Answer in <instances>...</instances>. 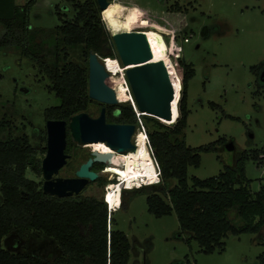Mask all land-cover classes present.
<instances>
[{"label":"rangeland","instance_id":"1","mask_svg":"<svg viewBox=\"0 0 264 264\" xmlns=\"http://www.w3.org/2000/svg\"><path fill=\"white\" fill-rule=\"evenodd\" d=\"M29 1L17 0V5H25ZM85 1L38 0L30 14L32 32L41 31L36 36L37 42L45 40L49 44L52 30L62 24V19L72 20L76 15L74 4ZM109 2L123 8L115 14L116 20L125 19L131 11H136L139 13L137 23L153 22L157 26L158 35L152 33L175 86L179 85V81L181 84V79L184 80L186 65L191 64L195 69V75L188 79L189 117L183 140L192 148L217 144V149L202 153L200 168H189V183L194 177H216L247 154L250 160L246 164V176L251 191L258 193L264 183V0ZM178 4L188 12L189 27L185 32L166 19V12L170 13L169 10ZM103 20H106L104 15ZM167 28L182 32L183 38H190V42L184 45L182 60L177 63L175 53L169 57L170 40L164 32ZM136 30L142 31L143 28ZM108 31L112 36L109 27ZM2 33L0 25V37ZM178 41H181L180 37ZM70 57L75 62L88 65L89 59L83 56V48L70 49ZM102 58L107 68L113 59ZM114 59L120 61L118 55ZM50 85L49 78L41 72L38 63L25 57L21 47L0 46V120L12 121L15 127L12 137L26 133L32 144L40 145L42 150L47 148L46 111L61 104L60 99L49 90ZM94 102L87 113L95 118L100 116L103 107L107 110L110 107ZM121 104L132 105L130 101ZM141 119L146 125L143 117ZM146 129H149L147 125ZM1 137L7 138L8 132ZM134 142L146 148L145 135L141 130H138ZM230 143L235 146L233 152L226 149ZM72 146V158L60 173L64 178L76 177L80 166L95 150L90 145L75 142ZM42 150L40 155L43 158L47 151ZM258 153L259 158H255ZM129 165L130 170L154 169L153 162L142 157L129 162ZM105 170L99 168L98 173L107 181L106 185L101 186L98 181L90 183L82 197L104 200L106 188L114 179L106 175ZM38 181L43 183V176ZM171 182L178 185L177 180ZM147 187L140 189L145 193L138 192L140 190L120 193L118 200L122 206L111 215L114 228L123 231L130 240L129 264H259L258 258L264 252V229L260 234L229 235L225 239V251L205 254L197 241L189 243L188 233L179 236L182 231L175 212L161 218L150 213ZM153 190L159 193L157 186ZM230 217L234 223L240 224L235 212ZM3 243L6 249L14 252L39 251L54 256L57 251L53 242L44 238L37 241L33 235L23 239L15 234L5 238Z\"/></svg>","mask_w":264,"mask_h":264},{"label":"trees","instance_id":"2","mask_svg":"<svg viewBox=\"0 0 264 264\" xmlns=\"http://www.w3.org/2000/svg\"><path fill=\"white\" fill-rule=\"evenodd\" d=\"M37 1L17 5V0H0V25L3 27L0 46L21 47L22 54L36 61L41 72L49 78V90L61 104L46 111L47 121L69 122L95 103L89 97V60L85 66L71 60L70 49L83 48V56L88 59L91 52L101 58L114 59L117 50L108 27L112 34L143 28L142 31L158 35L153 22L137 23L139 13L136 11H131L125 19L116 20L114 16L122 7L111 3L103 11L98 0H86L74 4L76 15L72 20L62 19V24L52 30L49 35L52 42L48 39L49 44L45 40L38 43L36 36L41 31L34 34L30 24V14ZM169 12H166V19L185 32L189 27L188 12L179 4ZM164 32L172 33L169 28ZM194 75L193 65H186L183 91L180 84L176 86L181 116L175 126L143 116L162 174L160 184L147 187V202L150 213L158 218L175 212L182 231L179 236L188 233L189 243L195 240L205 254H213L225 251V239L229 235L263 231L264 183L258 193L251 191L246 176V164L250 160L247 154L220 175L208 179L194 177L189 183V168H200L202 153L217 149V144L192 148L183 140L189 117L188 79ZM107 120L116 124H138L133 106L126 104L110 106ZM13 128L12 121L0 120V264H129L130 240L123 231L114 228L104 200L81 195L59 198L44 193L43 183L38 181L43 175L41 146L33 145L26 133L12 137ZM5 132L8 137L2 138ZM68 144L71 149V136H68ZM255 158H259V153ZM136 159L138 157L130 156L129 162ZM147 159L153 162L150 157ZM173 179L178 185L172 184ZM98 183L105 186L107 181L100 178ZM155 186L159 193L153 190ZM138 192L145 193V190ZM232 212L239 217L240 224L232 221ZM15 234L23 239L30 235L37 241L47 239L56 246V254L6 249L5 238ZM258 262L264 264V252Z\"/></svg>","mask_w":264,"mask_h":264},{"label":"water","instance_id":"3","mask_svg":"<svg viewBox=\"0 0 264 264\" xmlns=\"http://www.w3.org/2000/svg\"><path fill=\"white\" fill-rule=\"evenodd\" d=\"M100 8L106 11L109 0H98ZM114 46L120 62L129 68L126 78L137 109L143 116L174 125L173 102L174 94L161 62L151 59V52L142 31H130L112 34ZM185 60L183 59V63ZM185 75V74H184ZM111 74L101 62L97 53L89 56V97L106 106H117L119 102L115 88L111 83ZM179 119V118H178ZM170 122V123H168ZM47 154L42 158L43 191L53 197L68 198L80 196L90 183L97 182L101 174L92 171L97 165H124L117 161L116 154H126L137 150L133 141L137 132L136 124H116L107 120V108L103 107L99 117L95 118L87 112L73 116L70 121L48 120ZM68 136L72 141L89 146L103 142L113 152L95 150L92 156L83 163L74 178L60 176L61 170L67 165L70 155L66 153ZM229 152L235 150L233 143L228 144Z\"/></svg>","mask_w":264,"mask_h":264},{"label":"bare ground","instance_id":"4","mask_svg":"<svg viewBox=\"0 0 264 264\" xmlns=\"http://www.w3.org/2000/svg\"><path fill=\"white\" fill-rule=\"evenodd\" d=\"M123 32H130V31H123ZM146 40H147V44L149 46L150 52H151V59L152 61L155 62H161L165 68V72L166 75L169 79V82L171 84L172 90H173V94H174V102H173V113H174V117H173V122L175 123L177 122L181 116L180 113V97L178 95L176 86L174 84V81L171 77L170 71L166 66L165 61L163 60V57L161 55L160 49L158 47L157 41L153 35V33L151 31H142ZM117 33H121V32H117ZM115 33V34H117ZM172 33H167L166 35H170ZM173 51L170 50L169 51V57L171 58L173 55ZM132 68L130 67H126L124 65L121 64L120 61L113 59L111 60V62L109 63V65L107 66V71L111 74L112 78H111V83L113 85V87L116 90L119 102H135L133 96L131 97L129 95V89L126 86V83H128L127 78H126V71ZM177 74V73H176ZM125 76V77H124ZM181 84L179 81L180 86H182V90H183V79H181ZM136 105V104H135ZM139 111V110H138ZM140 112V111H139ZM141 116H143L144 114H142L140 112ZM170 123V122H168ZM145 135V142H146V148H143L139 145H137V150L134 151H130L129 153L126 154H116V159L118 162L122 163L124 166L123 167H119V166H107L105 169V173L106 175L109 176H114V175H120V177H122V180L120 181V184L117 186H114L112 188V190L109 192V194L105 195L107 197V202L108 204L114 208L117 207L118 209L121 207L120 202L118 200V196H120V193L122 192V190L124 189V187L126 186L128 189L129 188H135L136 186H140L141 183H146L147 185H154L157 180V173L155 170V164L154 161L150 155L149 149H148V138L147 135L144 133ZM137 136V132L134 135L133 141ZM90 146H92L95 150H99L100 152H113L105 143L103 142H99V143H95V144H91ZM94 150V151H95ZM125 155V156H124ZM128 155V157H127ZM120 156H124V162L120 159ZM129 156H134V157H142V158H148L150 157V159L153 161V171H146V170H130L128 167V159ZM119 177V176H118ZM117 211V210H116ZM115 212V211H114Z\"/></svg>","mask_w":264,"mask_h":264},{"label":"built area","instance_id":"5","mask_svg":"<svg viewBox=\"0 0 264 264\" xmlns=\"http://www.w3.org/2000/svg\"><path fill=\"white\" fill-rule=\"evenodd\" d=\"M106 24H107V22H106ZM107 25H108V24H107ZM132 31H137V30H132ZM171 31H172V34H170V35H165V37H168L169 40H170V42H169L168 44H169V46H170V49H171V50H174V52H173V53H175V54H174V60H175V62L177 63V62H179V61L182 60V58H183V54H184V53H183V51H184V45H185L186 43H189V42H190V38H189V37L183 38L182 36H183L184 34H183L182 32H178V31H174V30H171ZM179 37L181 38V41H180V42L178 41ZM100 58H101V57H100ZM101 60H102V62H103V58H101ZM103 63H104V62H103ZM104 65L106 66L105 63H104ZM125 76H126V75H125ZM125 76H124V77H125ZM126 86L128 87L130 94L132 95V93H131V89H130V86H129V83H126ZM131 104L133 105L134 110H135V112H136V114H137V116H138L137 130H141L143 133H145V134L147 135V138H148V149H149L150 155H151V157H152V159H153V161H154V164H155V170H156L157 177H158V180H157V182H156L154 185H158V184L161 183V176H162V174H161V168H160V165H159L158 161H157L156 158H155L154 150H153L152 145H151V142H150V140H149L146 126H145L144 123L142 122V119H141V118H142L143 116L139 115L140 112L138 111V109H137L135 103L131 102ZM119 184H120V182H119L118 184H110V185H108V187L106 188V194L108 195L109 192L112 190V188H113L114 186L119 185ZM145 186H147L146 183H141V185H140L139 187L136 186L135 188L132 187V188H129V189H128V188L125 186L124 189H126V190H128V191H133V190L141 189V188H143V187H145ZM106 194H105V195H106ZM104 202L108 205L109 213H110V216H111V215L114 213V211H116L118 208H117V207L112 208V207L108 204V202H107V197H106V196L104 197ZM111 217H112V216H111Z\"/></svg>","mask_w":264,"mask_h":264},{"label":"flooded vegetation","instance_id":"6","mask_svg":"<svg viewBox=\"0 0 264 264\" xmlns=\"http://www.w3.org/2000/svg\"><path fill=\"white\" fill-rule=\"evenodd\" d=\"M137 132H138V130H137ZM68 146H69V144H68ZM73 147V146H72ZM72 150V148L71 149H68V147H67V151H66V153L67 154H69L71 157H70V159L72 158V154H70V151ZM125 156V155H124ZM124 156H120V159L124 162ZM129 158H130V156H129ZM69 159V160H70ZM126 167H128L129 169H132L131 168V166L129 165V163H128V166H126ZM99 168H101L102 170L103 169H105L106 167L105 166H103V167H100L99 165L98 166H94L93 168H92V171H95V172H99ZM105 173V172H104ZM106 174V173H105ZM115 176H119L118 178H115V179H112L111 181H110V184H118L119 183V180H122V177H120V175H115ZM110 177H112V176H110ZM90 185V184H89ZM121 208V207H120ZM118 210V209H117Z\"/></svg>","mask_w":264,"mask_h":264},{"label":"clouds","instance_id":"7","mask_svg":"<svg viewBox=\"0 0 264 264\" xmlns=\"http://www.w3.org/2000/svg\"><path fill=\"white\" fill-rule=\"evenodd\" d=\"M119 182H120V181H119ZM147 186H152V185H147ZM143 188H144V187H143ZM138 190H139V189H138ZM124 191H128V190L123 189L122 192H124ZM122 192H121V193H122Z\"/></svg>","mask_w":264,"mask_h":264}]
</instances>
